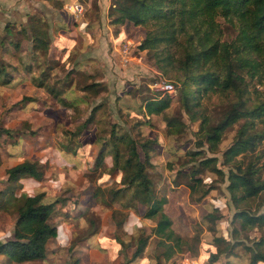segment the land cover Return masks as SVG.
Here are the masks:
<instances>
[{
    "label": "trees",
    "instance_id": "1",
    "mask_svg": "<svg viewBox=\"0 0 264 264\" xmlns=\"http://www.w3.org/2000/svg\"><path fill=\"white\" fill-rule=\"evenodd\" d=\"M45 1L53 8L61 7L58 0ZM106 16L113 28L114 37L125 22L141 27L144 34L136 50L144 51L146 61L158 72L165 75L173 72L175 80L181 87L179 95L181 110L189 122L198 121L195 133L200 136V141L196 143V147L205 144L206 150L214 153L224 131L242 120L231 143L221 153L222 165L229 163L233 165V169L230 168L226 174V190L233 207L237 210L232 215L233 220H241L240 226L264 225V199H261L262 208L256 215L239 208L240 202L264 195V174L261 175L259 172L260 167H264V161L258 166L259 156L252 153L259 142L264 140V129H259L255 125L256 121H264V0H113ZM217 16L227 18L226 22L235 25L236 34L230 41L221 40L219 28V35L215 33ZM27 26L28 34L25 36L31 43L30 51L37 50L43 56V63L45 60L49 63L54 62L46 57L50 41L43 20L35 15L28 16ZM20 30L22 34L25 28L21 27ZM3 31L8 38L13 35L10 24L6 23ZM4 38L6 37H1L0 43ZM9 43L14 48L19 46V41ZM5 67L6 64L0 61V78L6 77ZM23 68L27 69L28 66ZM13 70L16 69L13 67ZM67 70L69 71L64 75V80L71 71L82 72L75 68ZM30 77V82L36 87L45 85L44 73L40 74L37 81ZM246 79L253 80L254 85H261L262 88L255 90L253 87L252 91H248ZM47 88L59 104L72 108L76 106L75 100L68 103L64 101L59 89L52 86ZM78 89L85 94L90 93L89 95L93 97L101 92L102 85L91 80ZM209 94L229 97L227 105L222 107L217 118H211L204 114L203 110L196 109L200 98ZM170 97L166 93L162 96L145 97L140 108L146 115L162 113L169 107ZM25 100L32 99L23 97L20 102ZM99 105V103L94 105L90 114ZM90 118L83 121L75 134H79L80 128L84 127ZM164 121L168 134L181 132V128H184V123L175 117H165ZM13 132L16 131L0 127V137L1 135L10 137ZM110 136H114L113 128L110 130ZM120 139L121 137L110 140V143H103V148L95 158V164L99 166L101 158L109 155L110 169L116 170L120 175L121 187L111 191L110 202H117L127 208L134 207V203L138 202L144 207L141 217L154 222L149 234L153 235L157 239V244L163 248L161 253L163 259L168 260L183 250L193 252L191 256H195L198 251V237L186 239L172 229L171 220L163 210L166 198L160 196L152 178L146 173L145 169L150 166V150L155 144L154 140L145 138L140 142L128 135L123 137V143H119ZM107 145L110 147L107 148ZM197 154L198 151L184 153L191 156V160H194L192 156ZM215 161L214 157L198 160L194 169L192 171L189 169L187 182H183L181 178L187 173L178 172L171 184L178 186L181 183L187 190L191 202L201 201L213 186L211 182L204 183L196 172L210 167L208 169L210 173L222 176L223 172L215 167ZM6 173L9 182H15L22 176L38 178L40 175L36 164L29 161L14 165L7 169ZM198 191L199 194L192 199ZM125 197L129 198L125 203H121V199ZM55 202H43L41 193L27 196L20 202L14 200L12 205L16 219L13 238L0 242V253L14 262L43 258L45 241L55 233L54 228L46 222ZM115 213H118V209L112 212V216ZM217 216L208 211L203 219L212 223ZM147 238L148 235H141L132 256H137L143 251ZM212 240L214 243H224L226 245L224 248L240 245V241L234 240L228 247L229 241L224 240L222 236L214 237ZM263 244L264 239L261 238L250 247L244 245L249 252L248 264H264V250L261 249ZM228 250L229 255L231 252ZM221 252L223 251L216 250L211 253L210 263L215 262Z\"/></svg>",
    "mask_w": 264,
    "mask_h": 264
},
{
    "label": "rangeland",
    "instance_id": "2",
    "mask_svg": "<svg viewBox=\"0 0 264 264\" xmlns=\"http://www.w3.org/2000/svg\"><path fill=\"white\" fill-rule=\"evenodd\" d=\"M58 1H66L67 5H65V9H70L73 13L83 11L74 4L69 6L70 0ZM88 1L90 3L89 7L85 13H82L86 15V18L89 17L88 19L90 22L98 21L99 23L100 13L96 2L97 0ZM109 1L111 3L113 0ZM46 4L54 9V11L56 10V8L50 6L45 0H0V39L1 37H6L0 43V61L6 64V77L0 78V124L10 129H16V131L22 130L24 132V130H27L26 132H31L29 130L30 124L21 123L28 117L34 128L31 134L35 135L40 133L45 140L51 141L52 139L54 143L63 148L65 146L75 148L87 140L86 136L84 137L80 134L78 140L77 137L79 135L75 134L76 131L74 130L78 122L82 119H87L89 115L91 118L88 123L91 122V125L95 126L91 132L95 131V139L97 140L95 141V147H97L98 150L102 148L103 143H110V140L119 137H121L119 143H123V137L125 135L136 138L140 142L145 138L153 139L155 144L150 150V166L145 169L146 173L152 178L154 187L160 196L166 198L163 210L171 220L172 229L178 235L186 239L193 236L198 237V251L195 256H191L193 252L185 250L172 255L169 260H165L158 255L159 260H157V264H193L186 262L185 259L189 258L198 259L199 264H248L249 252L244 248V245L250 247L259 239H264V225L259 227L256 224H243V226H240L241 220H233L232 215L237 210L233 207L229 193L226 190V174L230 168L233 169V165L232 163L227 165H222L221 163V153L231 143L236 129L242 124V120H239L224 131L214 153H209L206 150L205 144L199 148L196 147V143L200 141V136L195 133L197 131L198 121L189 122L187 116L181 110L179 105L181 87L175 80L173 72L166 75L162 74V72H158L146 61L145 52L135 49L138 44L134 46V44H132L133 42L131 43L129 41H127L129 45L125 55L126 61H122L119 59L120 54L117 52L115 53V50H113L111 41L107 43L104 42L106 34L103 31H96L99 38L98 41L94 40V43L98 45L103 38L104 45L102 49L104 48V52L101 54L100 47L97 46V49L92 51L90 55L93 59L95 58L94 60H96V62H94V65L97 66V69L91 67V69L83 70L79 73L71 71L69 72L68 78L64 80V75L69 71L67 70L68 67H64L65 62L54 61L49 63L44 59L46 63L45 61L43 63V56L37 50L33 52L32 50L30 51L31 43L25 36V34H28L27 20L28 16H30L29 13H38V11H40L42 13L41 15H31L40 17L43 20L44 29L47 32L49 40L51 41L53 38L51 36L50 39L51 33L49 27L51 23L48 20H50V17L52 20H56L57 12L52 11L49 7L45 8ZM63 6L61 8H63ZM50 11H52V13H50ZM226 19L227 18H222L220 16L215 17V23L217 24L215 33L219 35V28L221 40L230 41L236 34V27L232 22H230L231 24L226 22ZM233 22H235V20H233ZM6 23L10 24L11 31L13 32L10 38H8L3 31V26H5ZM60 23H64L63 19H61ZM21 27L25 28L24 33H22L24 36L21 34ZM109 30H111V33L113 32V28ZM97 37L98 36H96V38ZM10 41H19V46L14 48L12 44L9 43ZM113 43L118 47L122 42H117L115 40ZM104 53L106 54L104 55ZM74 58L75 55L71 54L65 61H71ZM26 65L28 68L24 69L23 67ZM13 67L16 70H13ZM88 72L92 74L87 76ZM41 73H44L43 78L45 85L43 87L38 88L33 84L31 85L30 82L28 83V77L31 76L30 79L33 77L36 79L35 81H37ZM99 78H103V82H101L102 90L97 94H100L99 96L96 95L91 97L89 95L90 93L85 94L78 89L81 85ZM5 79H8V81H5ZM160 81L170 82L175 88L174 92L169 94L171 96L169 107L162 113L146 115L145 111L140 108L142 100L145 97L162 96L164 94L161 90L157 89ZM246 81L248 84V91H252L253 87L255 90H260L262 88L261 85H254L253 80L246 79ZM49 86L59 89L61 96L66 97L62 99L67 103L73 99L69 98L72 93L73 95L82 93L83 98L77 106L74 108L71 106L66 107V109H74V117H82L81 120L75 124L66 122L69 121L70 118H73V113H71L70 110L63 109L65 106L59 104L53 98L52 94L48 92L47 87ZM43 94H46L48 97L46 100L48 105L45 113H47L46 115H49V117L46 116V121L42 122V115L31 117L35 114L34 111L37 109L34 104H29L25 107L24 110H29L27 114L23 112L22 114L21 111L17 109V103H19L20 99L23 97L35 100L37 98V104V102L39 103L42 100ZM93 98H95V100H93ZM228 99V95L209 94L208 96L200 98L198 108L196 109L203 110V113L211 118H217L222 107L227 105ZM25 101H23L22 104ZM82 101L84 103H82ZM100 101L103 102L100 103ZM98 103L100 105L96 107L95 113L90 114L89 112L93 109L92 107ZM55 107L60 109V124L54 125V128L52 124L48 123L52 122L51 116L54 115L53 119H55V121L56 116L58 117L59 113L54 111ZM165 117L180 119L184 123V128H181V132L168 134L165 127ZM20 123L21 127L18 128ZM255 125L259 129H264V121H256ZM111 128H113L114 133L112 137L110 136ZM52 129L54 131H52ZM39 130H41V132ZM48 134L49 136H47ZM109 147L110 146L107 145V148ZM186 151H198L199 154L192 156L194 160H191V156L184 155ZM252 153L259 156L257 165L259 166L262 164L264 161V140L259 142ZM204 157H214L216 160L215 167L221 169L223 175L218 176L216 173H210L208 170L210 167H207L204 171L196 172L198 178L203 179L204 183L211 182L213 189L208 192L201 202H196L195 200L191 202L190 199H188L187 190L181 183L175 186L173 183L171 184V181L178 172H184L187 174L181 178H183V182H187L189 178L188 172L190 170L192 171L197 161ZM108 163L110 164V161H108ZM168 165H170V170H168ZM116 172V170L109 169V172L106 174V178L108 177L106 182L110 183L108 187L111 189H114L119 184V175ZM259 172L263 175L264 167L261 166ZM109 177H111L112 180ZM174 181L176 180H173V182ZM87 183V181L84 182V187H86V189ZM206 185L207 184H205V186ZM199 191L196 192L192 199L199 194ZM128 198L129 197L122 198L121 203H125ZM261 199H264V195L249 199L246 202L242 201L239 203V208L246 209L249 214L256 215L260 213L262 208L260 205ZM138 204V202H135L134 205H137V207L127 209V207H122L120 204L115 203V208L119 207L118 213L112 216L113 221L118 223L122 220L129 222V218L132 217V214L134 217H138L144 211V207H139ZM212 208H216V210H212ZM208 211H212V215L214 216L218 215L216 220L212 223L206 220L204 221L203 219ZM139 222L142 227L145 228V232H148L150 226L154 225L153 221L150 219L143 220L142 218V221L140 219ZM117 231L118 234L128 235L121 229ZM133 235L136 237L139 233L135 231ZM219 236L229 241L228 247L231 246L234 240L240 241V245L224 248L226 246L224 243L218 244L214 243L212 240L214 237ZM155 246L156 242L152 238L145 248L146 257H149V255L154 256L160 249L161 253L163 252L161 246H159V250L157 249V251H155ZM228 249H230L231 252L229 255L227 254V251H229ZM261 249L264 250V244ZM216 250L223 252L218 255L215 262L210 263L209 256H211V253L216 252Z\"/></svg>",
    "mask_w": 264,
    "mask_h": 264
},
{
    "label": "crops",
    "instance_id": "3",
    "mask_svg": "<svg viewBox=\"0 0 264 264\" xmlns=\"http://www.w3.org/2000/svg\"><path fill=\"white\" fill-rule=\"evenodd\" d=\"M86 1L70 0L69 6L74 4L83 10L79 13H73L70 9H65V5H67L66 1H60L61 5L64 6L55 11L47 4L45 6V8L49 7L52 11L57 12L56 20H52L51 17L48 20L51 23V26H48L51 33H49L50 39L51 36L53 38L51 41L49 40L50 43L46 57L49 61L65 62L64 67L75 68L77 71L88 70L91 67L97 69V66L94 65L96 60L90 55L92 51L97 49V46L100 47L102 54L104 52V48L102 49L104 42L111 41L113 50H115V53H118L119 46L117 47L113 43L115 40L122 43L127 41L133 42L132 44L136 46L144 34L141 27L125 22L119 27L117 36L114 37L111 30H109L111 27L106 16L110 1H96L100 13L99 23L98 21L90 22L89 17L86 18L84 13L90 5L89 1ZM29 14L30 16H34L31 14L41 15L42 13L38 11V13ZM61 19H63L64 23H60ZM96 31H103L106 34L104 42L102 38L98 45L94 43V40L98 41L99 38ZM96 36L98 37L96 38ZM71 54H74L75 58L71 61H65ZM88 74L90 76L92 73L88 72ZM27 81L28 83L30 82L29 77ZM95 81L101 83L103 82V78ZM82 93L78 95L71 94L69 98L75 100L74 102L76 103L74 105L77 106L79 104L83 98ZM41 99L37 104V98L36 100H27L23 104V101H21L17 103V109L21 113L27 114L29 110H24L25 107L29 104H34L37 109L31 117L42 115V122H44L46 121V116L49 117L45 113L48 97L46 94H43ZM102 102L100 101V103ZM63 109L70 110V108L66 109V106ZM54 111L59 113L58 117L56 116L55 121L53 119L54 115L51 116L52 122L48 124L56 126L60 124V109L55 107ZM74 111L71 108L70 112L73 113V118L69 117V121H66L69 124H75L82 119V117H74ZM92 113H95V111ZM89 117L91 116L89 115ZM83 121L82 119L78 122L74 131H77V128L81 126ZM23 122L27 125L30 124L29 130L32 132L34 128L30 119L26 117L21 123ZM21 123L18 128L21 127ZM0 127L16 131V129H10L1 124ZM94 128L95 126L91 125V122H87L84 127L80 128L79 134L84 137L86 136L87 140L75 148L67 146L63 148L54 143L52 139L51 141L45 140L40 133L34 135L31 132H26L27 130H24V132L22 130L13 132L10 137L1 135L0 242L13 238V227L16 219V213L13 211L12 205L14 200L20 202L27 196L41 193L43 202H56L46 221L48 225L54 228L55 233L45 241L43 258L14 262L8 260L4 254L0 253V264H157V260H159L158 255L161 256V249L154 256L149 255V257H146L145 248L152 238L156 242L155 251L159 250L160 247L157 244V239L149 234L150 229L148 232H145V228L139 222L140 219L142 221L141 214L138 217H134L132 214L129 222L122 220L118 223L112 219V212L118 209L119 206L115 208L114 204H117V202H110L111 191L118 189L121 185L119 183L114 189L108 187L110 183L106 182L108 178H106V174L111 167L109 155H104L101 158L99 166L95 164L97 153L103 147L99 148V150L95 147V141H97L95 139V131L91 132ZM53 129L52 131H54ZM39 131L41 132V130ZM80 135L77 137L78 140ZM23 161L34 162L37 171L40 173L39 177L22 176L15 182H9L6 170ZM108 161H110V164ZM109 178L112 180L111 177ZM85 181L88 182L87 189L84 187ZM138 205L139 207L142 206ZM135 207L137 205L131 208ZM144 219L146 220V218ZM118 229L123 230L128 235L118 234ZM135 231L139 233L136 237L133 235ZM142 234L148 235L143 251L137 256H132L135 245ZM185 260L186 262L199 264L198 259L195 258Z\"/></svg>",
    "mask_w": 264,
    "mask_h": 264
},
{
    "label": "built area",
    "instance_id": "4",
    "mask_svg": "<svg viewBox=\"0 0 264 264\" xmlns=\"http://www.w3.org/2000/svg\"><path fill=\"white\" fill-rule=\"evenodd\" d=\"M128 45L127 42H124L123 44H121L119 46V49H118V53L120 54L119 55V59H121L122 61H126V51L128 49ZM158 87L157 89L161 90L162 93H166V94H171L174 92V86L170 83V82H166V81H160L158 83Z\"/></svg>",
    "mask_w": 264,
    "mask_h": 264
}]
</instances>
